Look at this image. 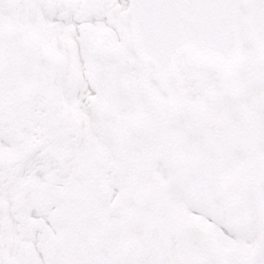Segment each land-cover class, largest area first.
<instances>
[{
	"label": "snow or ice",
	"instance_id": "1",
	"mask_svg": "<svg viewBox=\"0 0 264 264\" xmlns=\"http://www.w3.org/2000/svg\"><path fill=\"white\" fill-rule=\"evenodd\" d=\"M0 264H264V0H0Z\"/></svg>",
	"mask_w": 264,
	"mask_h": 264
}]
</instances>
